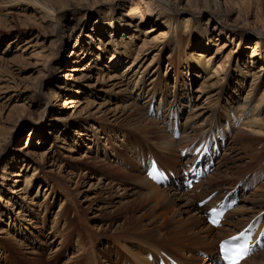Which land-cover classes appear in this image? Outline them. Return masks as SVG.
<instances>
[{
  "label": "bare ground",
  "instance_id": "obj_1",
  "mask_svg": "<svg viewBox=\"0 0 264 264\" xmlns=\"http://www.w3.org/2000/svg\"><path fill=\"white\" fill-rule=\"evenodd\" d=\"M2 1L0 0V6L4 8L1 7L0 10H5L6 13L0 16V22L8 26L14 23L13 15L17 16L18 13L14 14L12 11L19 10L20 14L26 12L30 16L25 18L26 22L22 23L23 27L20 29L23 28V32L18 28L17 23L10 27L9 30L15 33V35L6 37L7 39L10 37V45H15L25 36L23 43L16 44L17 48L25 52L29 48L33 35L31 36L24 30L32 27L39 29L41 30L38 33L40 38H42V30L45 31L40 42V53H50L52 57L43 63V67L39 70L41 76L45 74L47 63L58 56V50L66 52L73 39L82 51V54L72 52L76 60L78 55H84V58L93 59L92 64H100L106 55H110L112 60L128 61L121 77H117L120 81L114 83L116 88H119L117 95L127 94L125 98L129 100L127 105L117 108V113L114 114L118 117L122 116L120 119L125 117L123 118L125 121H122L124 125L117 130L109 131L113 135L118 134L119 130L129 136L134 135L126 141V144L121 145V148L129 154L128 158L133 159L137 164L139 168L137 170H140L138 172H150L153 167H159L165 175L175 176L178 168H183L198 160L205 162L215 158L213 160L215 162L214 171L187 193L163 189L153 184L150 175L145 173L146 178L143 179L146 185L145 192L141 194L118 187L116 192H121L119 195L112 192V186H102L101 178L96 177L95 187L98 190L94 193L91 204L96 205L94 206L97 218L101 215V217H112L116 215L114 210H120V208L134 212V207L138 205L151 204L154 207L156 204H162L160 212L157 213V215L160 214V217H157L161 218V222L158 223L156 219V208L141 213L134 212L135 216L124 218L122 223H113L116 225L113 231L117 233L110 237L105 234L104 239L110 244L101 251L95 247L98 235L94 236L93 231L85 232L88 246L84 247L78 242L77 255L73 256L74 260L71 258L66 264H157V257L154 258L157 254L178 260L179 264H209L206 258L198 255V252L211 255L213 246L216 247L220 239L235 234L250 222H253L254 227L257 224L264 225V27L259 28L255 25L256 21H259L258 18L253 21L249 20V12L245 8V11L243 10V3L225 0L223 2L221 0H186L183 6L182 1L184 0H172V4L168 2L170 0ZM230 3L231 5L227 6ZM180 6L181 8H178ZM179 15L183 17H178ZM90 19L93 22L91 26H88ZM143 21L153 24L148 29L149 32L155 31L158 27L164 28L157 32L158 36L154 38V41L155 44L160 43L155 46L158 54L164 53L165 55L166 72L174 69L175 59L179 57L180 65L185 67L187 74L191 71L205 74L201 78L200 87L194 91L197 95L194 105L186 94L187 104H192L194 113L186 117L184 124L181 125V132L169 133L170 131L167 132V129H164L165 125L162 126L164 121L177 117L180 112L177 108H173L164 118H159L160 120L157 121L155 118L158 116V107L148 108L150 102L156 97H159V103L163 102V106L168 103V100L165 101L166 96L157 91L163 81L160 76L161 65L156 64L157 59L156 61L151 60L146 65L145 58H141V54L132 53L135 46L134 34L140 32L139 24ZM261 26H264V23ZM219 40H225L219 45V54H224L226 48L230 50L221 63L215 64L216 58H220V55L216 56L217 50L214 56L209 55L208 46L211 42L215 45ZM244 42L247 43V48L251 53L247 61L240 63L241 54L238 47ZM59 60L58 57V64L54 70L62 67L65 57ZM114 66L118 67L117 64ZM193 77L195 83H198L199 76L193 74ZM41 80L40 78L32 83V90L25 99L33 98L40 101L36 94ZM185 82H188V79ZM130 86L129 92L126 88ZM49 94L54 96V91H49ZM144 98H148L146 101L148 103L145 106L144 103L138 106V101ZM42 104L38 105V109H41ZM219 113H222L223 117H220ZM152 116L154 118H151ZM40 118L39 116L37 121ZM53 119L55 120L48 115V121L45 124L32 130L28 145H31L34 142L33 139L36 138V147L37 145L44 147L50 139V131L57 126H60L59 132L63 130V126L54 125ZM193 120L195 125L191 122ZM123 129L126 130L123 131ZM65 131L67 132L66 129ZM6 134L5 138H0V151L3 150V143H6L9 138L10 134ZM40 134L42 135L39 137ZM103 134H105L104 131ZM53 143L49 145H52V148L50 147L52 152L56 147ZM180 148H185L188 155L184 158V162L176 163L173 158ZM99 153L104 158L106 157L105 148L99 149ZM25 154L31 155L32 153ZM24 159V157L16 158L15 155H11L3 163L0 171L1 211L3 196H7L6 205L10 204L12 197L11 188L5 189L11 176V170L24 162ZM95 160L97 161V157ZM122 162L124 167H127L124 159ZM37 167L38 165L34 170ZM164 169L168 172L173 171V173L169 174ZM40 172L44 177V181L42 180L45 186L44 194L48 192L50 194L55 188H59L56 184L51 188V183L44 174L43 168ZM253 173H256L255 177L250 181ZM241 180L244 181L240 187L239 185L235 187V182ZM29 181L25 179L26 187L30 185ZM253 185L257 188L255 187L253 192L247 194V189ZM102 189H107L104 193L105 199L100 194ZM13 190L14 188L12 193ZM125 192L128 198L123 204L127 207H122L113 201L112 207H109L111 196L118 199L126 196ZM213 192L216 196L212 203L227 193L236 192L239 198L244 196L241 199V206L227 213L222 227L218 229L208 227L202 215L212 204L202 209L196 207V201L204 200ZM61 195L64 198L70 197L66 191ZM70 204L76 206L74 201ZM17 207L19 211L17 214L14 213V216H21L20 209L23 210V206L18 205ZM115 207L114 210L110 209ZM7 208L4 209L5 213L0 211V217L5 215L4 218H8L12 214L13 211ZM64 210L65 208L62 207L59 216ZM107 225L108 228L114 227ZM167 226L168 228L163 231V228ZM106 227L103 229L100 225L99 230L104 232L107 230ZM131 243L134 249L128 246ZM61 244L58 255L62 251ZM246 264H264V250L247 259Z\"/></svg>",
  "mask_w": 264,
  "mask_h": 264
},
{
  "label": "rangeland",
  "instance_id": "obj_2",
  "mask_svg": "<svg viewBox=\"0 0 264 264\" xmlns=\"http://www.w3.org/2000/svg\"><path fill=\"white\" fill-rule=\"evenodd\" d=\"M170 1L168 2L172 4V0ZM185 1H182L183 6H185ZM221 1L223 2L224 0ZM225 1L243 3V10L245 8L249 12V20L253 21L258 18L259 21H256L257 24L255 25L259 28L264 27L261 26L264 23V0ZM2 2L6 1L3 0ZM230 5L231 3L227 6ZM1 7L4 8V6H0V9ZM178 8H181V6ZM18 11H12L14 14L18 13L19 16L13 15L15 22L11 25L9 24L10 26L0 22V138L6 137V133L10 134L7 142L3 143V150L0 151V171L3 163L11 155H15L16 158L24 157L25 159L24 162L11 170V176L5 187V189L11 188L12 197L9 201L10 204L6 205L7 196L2 198L3 209L0 211L5 213L4 209L8 207L7 209L13 212L8 218H4L5 215L0 217L2 219L0 220V264H66L71 258L73 259L74 255H77L78 242L84 247L88 246L85 232L93 231L94 236L98 235L97 246H94L101 251L110 244L104 239L105 234L110 237L117 233V231H113L116 228V225L113 224L114 222L122 223L124 218L135 216L134 212L141 213L149 211L151 208H156V219H158L160 214L157 215V213L160 212L162 204H156L154 207L151 204L138 205L134 207V212H131L130 209L125 211L127 209L114 210L116 207L110 208L115 211L116 215L112 217H101V215L97 218L96 205L95 203L91 204L92 197L95 196L94 193L98 190L95 187V183H97L96 177L101 178L102 186H112V192L119 195L121 192H116L118 187L141 194L145 192L144 189L146 188L143 183L145 182L143 179L146 178L145 173L138 172L140 170H137L139 169L137 164L133 159H129V154L121 148V145L126 144V141L134 135L131 134L129 136L121 133V130L118 131V134L114 133L115 135H113L109 131L111 129L117 130L124 125L122 121H125L123 119L125 117L122 120L120 119L122 116L118 117V115L115 116L114 114L117 108L120 106L124 107L129 100L125 98L127 94L117 95L116 92L119 88H116L117 86L114 83L120 81V78L117 79V77H121L128 61H115L111 59L110 55H106L100 64H92L91 61L93 59H90V57L84 58V55H78L77 61L72 52L75 51L82 54V51H80V47L73 39L66 52L58 50V56L47 63L45 74L41 76L39 70L43 67V63L52 57L49 55L50 53H40V42L44 37L43 33L45 31L42 30V38H40L38 33L41 30H37L34 27L24 30L26 33H30L31 36L33 35L29 48L25 52H22L19 47L17 48V43H23L25 36H23V40L16 42L15 45H10V37L6 38L10 35H15L12 30H9L12 25L14 26L17 23L20 29L23 27V21L26 22L25 18L30 17L28 16L29 13L23 12V14H20ZM198 12H200L199 9ZM3 13L5 14L6 11L0 10V16ZM204 16L207 17L206 15ZM178 17L183 16L179 15ZM92 22L93 20L90 19L86 23L91 26ZM152 25L146 21L139 24L140 32L134 34L135 46L132 49V53L138 52L141 54V58H145L144 63L146 65L151 60L156 61V59V64L159 63L161 65L160 76L163 81L157 91L166 96L165 101L168 100V103L163 106V102L159 103V97H156L154 101L150 102L148 108L156 109L158 107V116L155 121L160 120L159 118H164L173 108H177L180 112L177 117H172L174 122L166 120V122L162 123V126L165 125L164 129H167V132L170 131L169 133L181 132V125L184 124L186 117L192 116L194 113L192 112V104H195L197 96L194 91L197 87H200L201 78L205 74L199 73V71H191L190 74H187L185 67L183 68L182 64L180 65L181 59L179 57L175 59L174 69L166 72L165 55H163L164 53L158 54L155 46L160 43L155 44L154 41V38L158 36L157 32L164 30V28L158 27L155 31L149 32L148 29ZM20 30L23 32V28ZM224 41L219 40L215 45H213L214 42H211L210 46H208L209 55L214 56L216 50V56L220 55V58H216L215 64L221 63L230 50L226 48L224 54L218 53L219 45ZM75 44L76 46L74 47ZM42 45L44 44L42 43ZM238 51L241 54L239 56L240 63L247 61V57L251 52L248 50L246 42L239 45ZM58 57L60 60L65 57V60L59 70H54L56 64H58ZM116 64L118 67L114 66ZM193 74L199 76L198 83H195ZM40 78L42 80L38 84L36 94L40 101L33 98L25 99L32 90V83ZM186 79H188V82H185ZM49 85L51 86L49 87ZM126 89L130 92L131 86ZM48 90H53L54 96H51ZM186 94L192 102L190 105L189 103L187 104ZM116 97L119 98L117 99ZM147 100L148 98L139 100L138 106H142L143 103L145 106L148 103L146 102ZM40 104H42L41 109H38ZM48 115L55 118V120L53 119L54 125L63 126V130L59 132L60 126H57L53 131H50V139L44 147L41 145L36 147L35 134L33 136L34 142L28 145L29 140H31L32 130L45 124L48 121ZM39 116L41 118L37 121ZM219 116L223 117V114L219 113ZM151 118H154V116ZM191 122L195 125L194 120ZM197 124L198 122L196 121ZM126 129H123V131ZM103 131L105 134H103ZM179 136H181L180 133ZM54 137L57 138L55 139ZM50 143L56 145L53 152L50 149V147L52 148V145L49 146ZM102 148L106 149L105 158L99 153V149ZM27 152L32 154L26 155L25 153ZM44 153L45 156H43ZM187 155V150L180 148L173 160L176 163L184 162V158ZM96 157L97 161L95 160ZM123 159L127 167H124ZM36 165L38 167L34 170ZM42 168L51 183V188L54 184L59 186L50 194L49 192L44 194L45 186L42 183L44 177L42 172H40ZM253 175L255 176V173ZM25 179L30 180V185L27 187L24 184ZM244 180L236 181L235 187L238 185L240 187ZM76 183H78L77 186ZM255 187V185L249 187L246 193L253 192L257 188ZM13 188L14 192L12 193ZM64 191L70 196L69 198L65 196L66 199L61 195ZM37 192L39 195H36ZM105 192H107V189L100 190V194L103 195L102 198L104 197V199ZM125 195L118 199L111 196L109 207H112V201L117 202L122 207H127V205L123 204L128 198L127 192H125ZM243 197H240L238 208L241 206ZM72 201L75 202V207L70 204ZM17 204L23 206V210L20 209V212H22L21 216H14V213L17 214L19 211ZM62 207L65 210L59 216ZM160 222L161 218L158 219V223ZM107 224L114 227L108 228L106 227ZM100 225H102L103 229L106 227L107 230H104V232L99 230ZM168 226L164 227L163 231ZM61 242L63 243L61 244ZM60 244L62 251L59 250L61 252L58 255ZM132 245V243L128 244L130 248L134 249L131 247Z\"/></svg>",
  "mask_w": 264,
  "mask_h": 264
}]
</instances>
